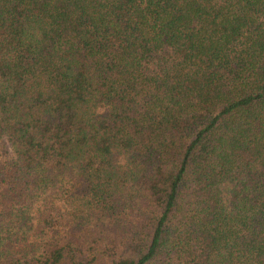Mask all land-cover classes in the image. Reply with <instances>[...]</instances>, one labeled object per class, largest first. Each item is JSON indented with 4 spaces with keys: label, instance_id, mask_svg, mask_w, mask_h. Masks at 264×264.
Returning a JSON list of instances; mask_svg holds the SVG:
<instances>
[{
    "label": "trees",
    "instance_id": "obj_1",
    "mask_svg": "<svg viewBox=\"0 0 264 264\" xmlns=\"http://www.w3.org/2000/svg\"><path fill=\"white\" fill-rule=\"evenodd\" d=\"M0 264H264V0H0Z\"/></svg>",
    "mask_w": 264,
    "mask_h": 264
}]
</instances>
